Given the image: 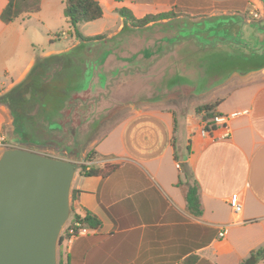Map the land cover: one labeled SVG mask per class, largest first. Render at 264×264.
<instances>
[{
	"label": "crops",
	"instance_id": "1",
	"mask_svg": "<svg viewBox=\"0 0 264 264\" xmlns=\"http://www.w3.org/2000/svg\"><path fill=\"white\" fill-rule=\"evenodd\" d=\"M64 1L40 0L39 12L8 24L0 20V63L23 45L32 46L26 39L32 19L48 29V20L63 18L69 30L62 33L64 39L76 38L63 16ZM96 1L102 7L108 0ZM110 1L135 12L150 9L135 17L142 19L191 8L195 0ZM7 2L0 0V14ZM118 18L114 32L125 26ZM33 31L37 35L36 28ZM64 52L30 53L15 80L0 89V139L7 148L21 147L7 137L14 120L1 97L26 80L37 60ZM236 76L214 92L217 115L239 113L230 121L226 138L221 129L201 136L193 115L181 126L174 112L144 106L90 143L84 158L66 159L86 165V170L105 164L118 169L107 178L75 172L71 206L80 216L96 217L100 227L64 243L63 264H240L264 248V70ZM5 149L0 146V153ZM90 152L91 159L85 161ZM192 186L198 190L199 216L187 207ZM237 202L242 209L235 215L231 206Z\"/></svg>",
	"mask_w": 264,
	"mask_h": 264
},
{
	"label": "rangeland",
	"instance_id": "2",
	"mask_svg": "<svg viewBox=\"0 0 264 264\" xmlns=\"http://www.w3.org/2000/svg\"><path fill=\"white\" fill-rule=\"evenodd\" d=\"M102 7L104 13L101 20L79 25V34L84 38L101 37L99 41L87 44L79 43V39L70 36L64 39L62 33L69 30L63 18L48 20V29L38 27L34 19L28 22L32 29L28 31L26 39L32 46L23 45L17 53H12L8 61L0 63V84H3L0 86L1 90L6 89L8 84L15 80L25 66L30 53H38L41 50L45 52L65 50V52L37 60L29 73L36 85L35 89H25L23 84L21 88L17 87L1 97L4 99L1 101L11 109L14 120L13 133L7 135L8 138H12L9 142L21 149L35 151L55 159H71L78 162L84 158V149L93 141L98 140L106 130L124 122L132 116V111H140L138 109L140 107L153 105L174 112L177 125L182 126V123H186L193 115L198 121L199 129L210 128L212 118L202 110V107L214 106L219 101L218 96H214V92L223 87L229 79L238 78L236 73L233 75L219 72L215 74L216 70L213 67L222 62L221 57L213 56L207 59L206 62L209 65L207 68L208 66H204L201 58L194 61L200 55L195 54L191 48L179 52L173 49L167 51V64L150 68L148 80L133 82L135 78L132 77L127 80L121 79L115 82L110 91L106 93L108 87L104 85L108 82L102 74L111 71L112 64L102 65V60L93 67L87 62L95 63L97 59H104V52L108 49H116L119 56L128 53L123 33V30L127 28L114 32L119 24L115 10L125 9L134 18L151 10L146 8L135 12L127 6L110 0L103 3ZM263 9L264 5L261 0H195L191 8L174 9L169 12L178 17L174 23L186 24L190 28L199 21L238 13L261 19ZM257 15L260 17L257 18ZM33 28H36L37 35ZM157 30L158 28L152 29L150 37H153L158 32ZM235 36L238 37L233 38ZM235 36L231 35L230 40L233 44L246 45L251 41L249 33L246 35L244 32L240 39L239 35ZM214 49L215 47L212 46L211 51H216ZM16 54L18 56L15 58ZM177 57L182 60L175 67L172 62ZM221 66L228 68L231 63L225 60ZM175 69L179 74L181 73V76L170 82L175 79L177 73ZM4 70L7 72L5 73ZM98 73H101L99 74L102 76L100 79L103 80L101 87L96 84ZM90 77L93 78L90 89H86ZM168 82H170L169 85H167ZM50 83L54 85V88H52L53 92L48 93L45 85ZM131 84H135L134 89L140 87L137 93L131 89L127 91ZM56 90L66 94L67 98L61 99ZM45 94L47 95L44 96ZM60 104H63L64 108L61 113L56 114L55 109ZM88 155H92V152ZM71 216L72 213L62 231L70 223ZM64 252L63 245L58 242L57 264H63Z\"/></svg>",
	"mask_w": 264,
	"mask_h": 264
},
{
	"label": "flooded vegetation",
	"instance_id": "3",
	"mask_svg": "<svg viewBox=\"0 0 264 264\" xmlns=\"http://www.w3.org/2000/svg\"><path fill=\"white\" fill-rule=\"evenodd\" d=\"M256 17L259 18L260 16L257 15ZM177 18L178 17L175 15H171L170 18L152 21L144 25L125 23L123 28L127 29H124L123 33L125 36V47L127 46L128 53L119 56L117 55L116 49H108L104 52L105 58L97 59L95 61L96 64L87 62L93 67L102 60V65L105 64L107 66V64H112L113 69L102 74L108 82L107 85H104L108 87L106 88V93L110 91L115 82L121 79L127 80L132 77L135 78L133 82H144L148 80L150 68L167 64V51L173 49L179 52L191 48L194 50L193 52H195V54L200 55L196 57L194 61L201 58L204 66H208L207 68H209V65L206 60L213 56L216 58L221 57V63L225 60L231 63V66L228 68L221 66V63L215 65V67H213V69L216 70L215 74L219 72L232 73V75L235 73V75H245L251 72L264 70V9L263 16L260 17L261 19L249 17L245 13H238L237 15H228L227 17L199 21V23H195L190 28H188L186 24L174 23ZM156 28H158V32L153 37H150L152 29ZM244 32L246 35L249 33L251 37V41L246 43L247 46L240 43L233 44L232 40H230L231 35H239L240 39V37L243 36H241V34H244ZM236 37L238 36L233 38ZM100 38L101 37L79 40V43L87 44L96 42L99 41ZM212 46L215 47L214 50L216 51H211ZM227 51L231 52L228 53ZM173 60L175 62L173 61L172 63L176 67L182 59L177 57ZM99 69L98 66V71ZM175 71L177 72V69H175ZM135 73L136 75H134ZM99 74L101 75V73H98V81L96 80V84L101 87L103 80L100 79L102 76ZM31 76L32 75H29L21 84H24L25 89L33 90L36 88ZM179 76H181V73L179 74L177 72L175 79H172L170 82L175 81ZM92 79L93 78L90 77L86 89H90ZM170 82H168L167 85H169ZM20 86L19 88H21ZM133 86H135V84H131L128 89L126 87L127 91L131 89L133 92L137 93L140 87L134 89ZM19 88L18 90L20 91ZM45 88H47L48 93L51 91L53 92L52 88H54V85L50 83L49 85H45ZM57 90L56 93L60 95L61 99L64 100L67 98L66 94L57 92ZM46 95L47 94L44 96ZM63 108V104H60V106L55 109L57 110L56 114L61 113Z\"/></svg>",
	"mask_w": 264,
	"mask_h": 264
},
{
	"label": "water",
	"instance_id": "4",
	"mask_svg": "<svg viewBox=\"0 0 264 264\" xmlns=\"http://www.w3.org/2000/svg\"><path fill=\"white\" fill-rule=\"evenodd\" d=\"M264 5V0H261ZM78 165L8 148L0 155V264H57Z\"/></svg>",
	"mask_w": 264,
	"mask_h": 264
},
{
	"label": "trees",
	"instance_id": "5",
	"mask_svg": "<svg viewBox=\"0 0 264 264\" xmlns=\"http://www.w3.org/2000/svg\"><path fill=\"white\" fill-rule=\"evenodd\" d=\"M40 10V0H8L7 5L2 10L0 14V20L4 24L11 23L21 16H29L39 12ZM120 17L123 18L124 22L131 23L134 25H144L152 21L167 19L171 17L170 12L161 13L158 15H149L140 20L135 19L130 12L125 9H117L115 11ZM63 16L67 21L68 27L73 31L75 37L79 40H88L83 38L79 34V25L84 23L95 22L102 18L103 9L98 1L96 0H65L64 1V9ZM97 38V37H93ZM92 39V38H90ZM2 101L4 99H1ZM204 106L202 110H204L208 116L211 118L217 116L214 112L215 106ZM213 111V113H212ZM91 159V155H88L85 161ZM80 174L85 177H101L107 178L114 174L118 165L114 164H105L102 168H90L86 170V165L80 164L79 166ZM74 192L71 193V200L74 198ZM187 207L191 214L194 216L201 215L200 204L198 199V190L195 186H192L188 189L186 195ZM72 208V206H71ZM72 219L68 226L71 228L75 223L79 224L81 227L86 229H98L100 227V222L98 219L90 214H85L80 216L77 214L72 208ZM77 230L76 228H74ZM66 234L63 232L59 237V244L63 245L66 241ZM261 260H264V248L256 251H252L248 258L242 260L240 264H257Z\"/></svg>",
	"mask_w": 264,
	"mask_h": 264
},
{
	"label": "built area",
	"instance_id": "6",
	"mask_svg": "<svg viewBox=\"0 0 264 264\" xmlns=\"http://www.w3.org/2000/svg\"><path fill=\"white\" fill-rule=\"evenodd\" d=\"M239 115V113H232L230 115H217L211 119V125L210 128H201L199 130L201 136H206L209 133L214 132L217 129H221V131H224V134L222 135L223 138H226L229 136V123L231 120L236 118ZM0 146L7 148L6 144H4L3 140L0 139ZM89 164V163H88ZM232 211L235 215H238L241 213L242 206L240 203H234L231 206ZM76 228L77 230H75ZM65 233L67 238L65 243H70L74 238H76L79 235H82L86 232V228L81 227L79 224L75 223L73 227L67 226L64 228V230L60 233ZM225 232L221 231L219 233V237L222 238L224 236Z\"/></svg>",
	"mask_w": 264,
	"mask_h": 264
}]
</instances>
